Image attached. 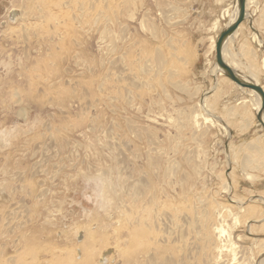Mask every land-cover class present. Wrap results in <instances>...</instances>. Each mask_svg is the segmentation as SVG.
Returning <instances> with one entry per match:
<instances>
[{"label": "rangeland", "instance_id": "374dc122", "mask_svg": "<svg viewBox=\"0 0 264 264\" xmlns=\"http://www.w3.org/2000/svg\"><path fill=\"white\" fill-rule=\"evenodd\" d=\"M143 1L154 32L153 36L145 35V46L164 60V70L154 81L155 89L163 96L157 85L161 84L170 98L164 100L166 113L154 107L162 118L149 115L156 124L146 119L145 112L139 119L126 118L122 109L115 115L107 112L97 90L101 53L107 43L101 41L104 18L114 22V16L122 11L121 0H0V132H12L14 137L8 145L0 146L2 257L15 255V249L19 253L23 245L31 256L44 261L40 264L65 251H73L77 259L78 252L83 251L81 242L92 236L103 238L106 246L101 248V243L95 247L98 251L92 260L97 264L104 256L110 257V264H167L165 254L157 256L168 249L165 240L171 188L162 177L169 157L178 163L172 181L176 189L181 188L180 177L186 189L192 187L207 196L210 205L215 201L224 205L233 195L249 205L253 203L249 198H257L256 204L264 210L259 201L264 199V149L257 157L245 148L255 139L260 149L264 148L256 112L253 115L249 102L240 104L251 98L232 82L220 80L221 92L207 99L210 114L195 105L214 88V47L209 37L215 41L217 32L224 28L222 24L229 21L233 0ZM255 1L248 12L255 10L250 18L257 20V26L252 28L263 42L252 56L244 53L243 62H260L263 56L264 0ZM128 2L131 10L138 5V0ZM18 11L24 14L21 21H16ZM13 13L17 16L10 21ZM25 25L28 28L21 33L19 28ZM112 28L111 44L117 47L116 24ZM226 49L233 56L242 53L233 42ZM240 75L249 74L244 71ZM20 109L28 111V123L18 116ZM243 109L249 112L242 113ZM204 114L212 118L213 127L203 121ZM106 115L111 117L107 124ZM168 116L180 120V132ZM194 121L202 127L195 135L200 141L196 142L198 148L186 140V135H193L192 130H186ZM247 122L250 129H240ZM234 127L239 128L231 129ZM148 158L157 170L151 177L152 188L144 194L134 186V193L132 183L122 179L120 162L126 172L133 166L140 171ZM240 164L246 167L244 172ZM192 169L197 178L191 176ZM228 183L231 194L223 190ZM232 208L236 213V207ZM261 218L264 221V215L249 218L250 224H256L249 236L244 225L233 227L231 218L223 225L235 247L241 252L246 249V258L254 246L251 237L264 239V229L254 221ZM141 230L145 249L137 252L141 255L137 259L126 252L133 250L136 233ZM20 234L29 243L20 241ZM252 250L253 257L259 258L258 250ZM125 257L130 258L123 261Z\"/></svg>", "mask_w": 264, "mask_h": 264}, {"label": "bare ground", "instance_id": "6f19581e", "mask_svg": "<svg viewBox=\"0 0 264 264\" xmlns=\"http://www.w3.org/2000/svg\"><path fill=\"white\" fill-rule=\"evenodd\" d=\"M120 3L122 6V11L117 13L114 16L115 20L113 23H112L113 21L112 19L104 18L102 34H101V41L102 40L104 42L107 41V43L105 44L104 52L101 53L103 56L102 57L103 62H100L102 69L100 72V78H99L100 81L97 86V90L101 93L104 107L108 108L107 112L115 115L116 111H119L122 109L123 113L125 112L126 114V118L132 117V119H139L140 116L143 115V113L145 112L146 114H148V116H146V119L150 120V122H152L153 124H156L158 122L154 121L153 119H150L149 115L152 114V115H158L159 117H161L160 113H157L156 111H154V107H157L159 111L166 113L167 111L165 110V107H164V100L165 99L170 100L167 92L164 90L161 84H157V85L159 89H162L163 96L159 95V92L156 91L155 85H154V81L155 79H157L156 76L160 75L161 72L164 70V60L161 54L159 53L153 54L152 52H150V50H148V48L145 46V43H144L145 35L149 37V36H153L154 34L153 26L149 22L150 18L148 15L147 3L144 2L143 0H138L137 6L134 5L135 3L131 4L132 6L134 5L132 10L129 7L130 5H129L128 0H121ZM255 5H256L255 0H245V20L248 17L250 18V16H252V14L255 12V10H253L252 12L249 13L248 8L251 6H255ZM144 9H146L147 11ZM23 15L24 14L22 11H18V16L13 13V16L8 17V19L12 21L17 16L16 21L18 20L21 21L23 20ZM236 15H237V7H236L235 0H233V6H232L231 13H230L229 21L225 24L223 29H225L227 26H229L230 24L234 22V20L236 19ZM245 20L243 22H245ZM115 24L117 28L116 35L119 41V46L117 47L115 46L113 47L112 46L113 44H111V40L113 37L112 26H115ZM240 24L238 26H240ZM27 28L25 25L24 29L23 28H19V29L21 30L20 31L21 33L22 32L24 33ZM236 30L231 36H234L236 34L237 32ZM231 36H229L224 41L222 49H221V55H222V59L225 62V64H227L235 73H238V65L235 64V62H233V60L231 59V55L226 53L228 52L226 48L231 43V40H232L231 38H233ZM251 36H252L253 42L255 41L259 44V42L256 41L258 39H256L255 37L257 35H251ZM25 38L26 36H24V39ZM211 43H212V46L214 47V59H215L214 39H211ZM115 52L117 55L113 57L112 54ZM211 74H212L211 76H213L212 85L214 86L213 90H211V94L205 95V96L200 95L201 99H199V101H197V103L195 104L198 108L202 109L203 112L206 111L205 113H209V111L207 110V99H209L210 96H213V94L215 95V93L221 92L220 87H219L220 80L221 82H226V84L228 83L231 84L232 82L223 75L221 70L217 68L216 64L212 65ZM247 78L251 79L252 77H247ZM232 84L234 83L232 82ZM237 88H240V87L237 86ZM260 88L262 89L261 86ZM240 89L245 90L247 92L246 94L251 96L253 100L249 101L248 99H245V101L242 100L240 101L242 103L240 102L239 103L246 104V101L249 102L251 107L257 114L259 107H260L259 98L250 90L243 89V88H240ZM262 91H264V88L262 89ZM209 92H206V93H209ZM112 107L114 108V110L112 109ZM27 112L28 111L25 112V110L23 111V109H20V111L18 112V116L23 117L26 123L29 122L28 117H26ZM204 115L206 116L203 117V121L206 123H209L210 127H213L212 118L208 114H204ZM110 119L111 117L106 115L105 124H107ZM168 119L173 121V123L177 124L178 126L177 128L180 132V130L182 129V126L180 125L181 124L180 120L173 119L170 116H168ZM113 125L116 128V123L113 122L112 126ZM201 128H202L201 124H199V122L197 123L196 121H194V125L192 126V128H189L190 130H186V131L192 130V134H193L191 136L186 135V140H188L189 142H193L197 148L199 146L196 144L197 140L195 138L196 137L195 135H197V133L200 132ZM117 129H120V128H117ZM131 132L133 131L130 129V133ZM11 133L12 132H8L6 130L0 132V146L6 145V144L8 145L9 143H11L10 140H12L11 137H13V134ZM18 134L20 133L18 132ZM132 136L133 138H135L134 140H138L135 137V135H132ZM154 136L155 134H153V137ZM107 137L110 138V135H108ZM261 138L263 139L261 140V142L263 143L264 133L262 134ZM150 139L151 137L149 134V138L147 140L150 141ZM197 143L199 144L200 141ZM257 143L258 142L256 139L252 140L251 142L245 145V148L247 149L249 154L251 155L257 154V157H261L262 156L261 150L264 148L261 147L260 149ZM131 144L134 145L135 142L133 141ZM190 152H191V149H188L187 153L189 154ZM233 157L235 158L237 157V153L235 151L233 153ZM235 158H234V161H235ZM187 162H189V160L188 161L186 160V164ZM239 162L243 163L240 160ZM145 163H146L145 166L141 167L140 171L138 168L135 171V166H133L127 169L128 172H126V169H124L123 165L120 162L119 170L120 172L124 170V173L122 174V179L123 181H126L128 183L129 182L132 183L134 193H136L138 189L144 192V194H147V192H149L152 188L151 177L155 175L157 170L155 168V163L151 160V158H148ZM240 166L244 172L246 170V167H244L242 164H240ZM176 168H178V163L175 162V159H171V157H169L167 159V166L164 169V174L162 177L164 180L162 182L166 183V181L168 180V186L171 188L170 195L168 197L169 206H170V215H169V220H168L169 226H168V230L166 233V240H165L166 242L165 246L168 249L165 250V252L167 251V253L160 252L157 257H160L161 255L165 254L164 256L166 257L167 264H228V263L230 264H264V239H261L258 237H254V238L251 237V240L254 246L251 245V248H249L251 249V251L248 252L249 254L247 255L249 256L246 258V252H245L246 249L244 252H241L242 249H238V247H235V244L231 241L230 234L223 227L226 220L231 218L233 227L242 224L246 227L247 231L249 232L248 236L252 235V233L250 232H253V228L256 224L254 225L253 223L250 224L251 222H249L250 221L249 218L254 217L255 215H259V216L264 215V212H263L264 210L261 209L260 203L256 204L257 198L256 200L249 198L248 201L253 202L252 204L249 205V204H246L245 202H239V200H235L236 199L235 196L232 195L230 196L229 199H227L228 203L224 205L220 204L217 201H215L214 203H211L212 205H210V202L207 196H202L199 192H197V190H195L192 187L186 189L184 185L181 184L182 180L180 177H179V180H180L181 188L176 189L175 186L173 187L172 181H173ZM190 173H191V176L193 175L194 178L195 177L197 178V174H195L194 169H192V172ZM245 176L247 179H251V177L248 174H245ZM134 177L136 178L141 177V178L134 179ZM128 183L126 185H128ZM134 186H136L137 189ZM223 190L225 194L226 193L231 194V183H228V185L224 184ZM261 199H259V201L262 202V204H264V199L262 200ZM122 202H124V200H122L121 203ZM148 202H151V200H148ZM208 205H210V209ZM232 207H236V210H237L236 213H232V209H233ZM211 212H214V217H213L214 219L211 218L213 215V213ZM254 221L259 222L261 224L259 226L262 227V229H264V221H262V218L259 220H254ZM75 233L76 235H78L80 232L77 230ZM143 234L144 233L142 230L138 231L136 233V236H138V239L135 237V234H134L136 241L134 243L133 250L129 248L126 254H129V253L135 254L137 259L141 257V255L137 254V252L142 253V251L145 249V248H142L144 241L140 237ZM24 236H25L24 234L23 235L20 234V241L22 239V241L26 243L28 242V240L25 239ZM92 238L94 237L91 236V239L89 241L87 240L86 242L84 241L81 242L82 244L81 248L83 249V251L82 253L81 251L78 252L77 259H75L76 257L73 256L74 254L72 255L73 251L72 253L69 251H65V253H62L59 255H52L51 259H49L50 262L49 263L47 262V263L53 264L54 262V264H97L96 260H92V257L94 258L95 256L94 255L95 251H98L95 247L97 246V244H99L100 246L101 243H102L101 248H105L106 246L103 245L104 244L103 238H100V237H97L94 239ZM21 246L22 247L20 248L19 253H17L18 251H16L15 249L14 252H16V254L8 258L2 257L0 254V261H3L4 264H40L39 262H41L42 259H38V256L37 257L35 256L33 257V255L31 256V252L26 251L27 246L25 247H23V245ZM252 247H255L258 250L256 253L260 255L259 258L255 259L253 257ZM155 251H158V250L155 249ZM126 254H123V256H127ZM238 254H241V256L238 257ZM225 256L227 258L224 259ZM130 257L128 258L125 257L123 261H125L126 259H129ZM109 260H110V257L104 256L99 262L100 264H110ZM239 260H241L240 263H238ZM42 262L44 261L42 260ZM45 262H46V259H45Z\"/></svg>", "mask_w": 264, "mask_h": 264}, {"label": "crops", "instance_id": "0c3cea01", "mask_svg": "<svg viewBox=\"0 0 264 264\" xmlns=\"http://www.w3.org/2000/svg\"><path fill=\"white\" fill-rule=\"evenodd\" d=\"M227 22H228V20L224 24H222V28L225 26V24ZM255 23H257V20H255V21L254 20H252V21L250 20L249 21L248 19H246L245 22H242L240 24V26H238V28L236 30L237 31L236 34L234 36H231V37H233V38H231L232 39L231 42H233V44L235 45L236 49H238V50L240 49L242 51V53H240V54L239 53L238 54H234V56L231 55V59L233 60V62H235V64L238 65V74L246 71L249 74V75H246V76L247 77H252V78L248 79L246 76L243 77V78L246 79V80H251V81L255 82L256 84L258 83L259 86H261L262 89H263L264 88V84L262 83V81H264V50L262 52L263 56L259 59L260 62H243V58L245 56L244 53H249L252 56L253 52L256 50V47L257 46L261 47L260 44H261V42H263L261 40V38H260L261 35L259 34V32L252 28V27L257 26V24H255ZM215 24L216 23H214V26H215ZM220 31L221 30H219L217 32L216 37H217V35L219 34ZM251 35H257L255 37H256V39H258L256 41H258L259 44L257 42H255V41L253 42V39H252ZM211 38L212 37H209L210 40H211ZM239 69H240L241 72L239 71ZM260 73H262V74H260ZM212 97H214V96H210V98H212ZM247 97H249V98H251V100H253V98L251 96H249L248 94H246V98ZM248 105L251 108V110L253 111V115H255V111L251 107L250 103H248ZM247 112H249V111H247L246 109L242 110V113H247ZM248 124H250V123L247 122V125L246 126L243 125L242 127H240V129H250ZM238 128L239 127H234V128H231V129H238Z\"/></svg>", "mask_w": 264, "mask_h": 264}, {"label": "water", "instance_id": "95a60500", "mask_svg": "<svg viewBox=\"0 0 264 264\" xmlns=\"http://www.w3.org/2000/svg\"><path fill=\"white\" fill-rule=\"evenodd\" d=\"M237 7L236 19L232 24L223 29L215 40V64L223 75L232 81L236 86L252 91L260 102L259 110L256 114V120L262 127L264 133V93L260 86L251 80H246L240 74L235 73L222 59L221 49L224 41L231 36L238 25L245 20V0H235Z\"/></svg>", "mask_w": 264, "mask_h": 264}]
</instances>
